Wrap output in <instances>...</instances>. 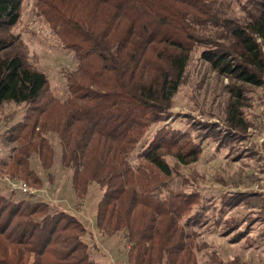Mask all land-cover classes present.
<instances>
[{
    "label": "trees",
    "instance_id": "trees-1",
    "mask_svg": "<svg viewBox=\"0 0 264 264\" xmlns=\"http://www.w3.org/2000/svg\"><path fill=\"white\" fill-rule=\"evenodd\" d=\"M219 1L38 0L79 62L66 75L62 101L14 33L23 0H0V107H26L7 134L16 146L4 166L40 187L31 160L52 168L49 135H56L77 200L100 188L96 228L122 235L128 264H199L194 226L201 220L191 214L202 205L198 194L161 195L163 178L173 175L168 157L188 165L202 154L189 132L159 126L172 115L192 56L222 76L256 86L264 80V0L246 9L245 20L229 17ZM238 109L229 117L243 131L248 122ZM31 197L0 194V264H100L79 217Z\"/></svg>",
    "mask_w": 264,
    "mask_h": 264
},
{
    "label": "rangeland",
    "instance_id": "rangeland-1",
    "mask_svg": "<svg viewBox=\"0 0 264 264\" xmlns=\"http://www.w3.org/2000/svg\"><path fill=\"white\" fill-rule=\"evenodd\" d=\"M263 0H220L234 20H245L246 9ZM38 0H23L22 16L14 28L28 51L29 62L49 79V91L60 100L68 97L66 75L76 70L74 52L65 48L51 25L39 11ZM263 43V42H262ZM264 52V48H263ZM247 120L246 130H235L230 108ZM24 104L6 102L0 107V194L45 201L79 217L87 226L84 240L100 264H128L122 235H104L95 225L98 200L102 192L92 187L83 201L77 200L71 186V172L60 161L61 146L50 134L55 158L44 169L37 156L31 169L42 182L30 186L12 178L8 162L15 143L6 140L9 130L22 120ZM171 117L161 123L184 130L202 146L198 161L185 165L168 157L173 175L164 177L167 190L198 194L203 209L192 216L201 220L194 226L199 264H264V80L252 85L218 74L198 53L192 56L184 82L172 102ZM136 159H134V162ZM15 184V186L13 185ZM24 187L30 191H24ZM261 199V203L256 201Z\"/></svg>",
    "mask_w": 264,
    "mask_h": 264
},
{
    "label": "built area",
    "instance_id": "built-area-1",
    "mask_svg": "<svg viewBox=\"0 0 264 264\" xmlns=\"http://www.w3.org/2000/svg\"><path fill=\"white\" fill-rule=\"evenodd\" d=\"M14 186H15V184H13ZM24 191H30L31 193H33L32 191H31V189L30 188H27V187H24Z\"/></svg>",
    "mask_w": 264,
    "mask_h": 264
}]
</instances>
